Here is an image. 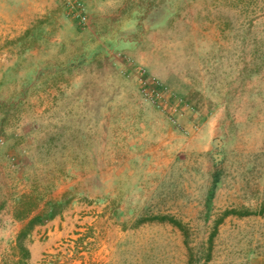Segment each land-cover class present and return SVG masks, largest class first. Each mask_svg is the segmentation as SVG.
Here are the masks:
<instances>
[{
	"label": "rangeland",
	"instance_id": "374dc122",
	"mask_svg": "<svg viewBox=\"0 0 264 264\" xmlns=\"http://www.w3.org/2000/svg\"><path fill=\"white\" fill-rule=\"evenodd\" d=\"M21 3L0 264H264V0Z\"/></svg>",
	"mask_w": 264,
	"mask_h": 264
},
{
	"label": "crops",
	"instance_id": "0c3cea01",
	"mask_svg": "<svg viewBox=\"0 0 264 264\" xmlns=\"http://www.w3.org/2000/svg\"><path fill=\"white\" fill-rule=\"evenodd\" d=\"M22 0H0V23L4 16L3 10L6 8H13L15 11L17 8H21Z\"/></svg>",
	"mask_w": 264,
	"mask_h": 264
},
{
	"label": "trees",
	"instance_id": "16d2710c",
	"mask_svg": "<svg viewBox=\"0 0 264 264\" xmlns=\"http://www.w3.org/2000/svg\"><path fill=\"white\" fill-rule=\"evenodd\" d=\"M51 206H52V207H51L52 209L58 208L57 203H54V204H52ZM50 212H51V213H50ZM16 216H19V215L16 214ZM52 216H54V211H53V212H52V211H49V213L47 214V217H52ZM39 219H42L41 215H37V216H35V217L30 221V223H33L34 221H37V220H39Z\"/></svg>",
	"mask_w": 264,
	"mask_h": 264
}]
</instances>
